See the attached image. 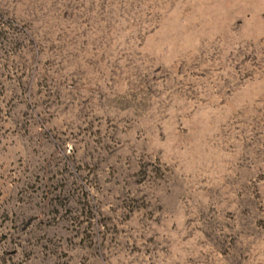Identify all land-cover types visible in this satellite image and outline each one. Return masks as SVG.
Listing matches in <instances>:
<instances>
[{
    "label": "rangeland",
    "instance_id": "1",
    "mask_svg": "<svg viewBox=\"0 0 264 264\" xmlns=\"http://www.w3.org/2000/svg\"><path fill=\"white\" fill-rule=\"evenodd\" d=\"M0 264H264V0H0Z\"/></svg>",
    "mask_w": 264,
    "mask_h": 264
}]
</instances>
